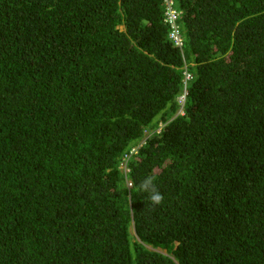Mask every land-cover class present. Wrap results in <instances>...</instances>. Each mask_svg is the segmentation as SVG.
<instances>
[{
  "label": "trees",
  "instance_id": "1",
  "mask_svg": "<svg viewBox=\"0 0 264 264\" xmlns=\"http://www.w3.org/2000/svg\"><path fill=\"white\" fill-rule=\"evenodd\" d=\"M0 264H264V0H0Z\"/></svg>",
  "mask_w": 264,
  "mask_h": 264
},
{
  "label": "clouds",
  "instance_id": "2",
  "mask_svg": "<svg viewBox=\"0 0 264 264\" xmlns=\"http://www.w3.org/2000/svg\"><path fill=\"white\" fill-rule=\"evenodd\" d=\"M169 1H173V0H168ZM168 5H170L168 3ZM171 6V5H170ZM171 7L169 8L168 13V20H169V12H170ZM177 12V18L175 19V25L177 26L178 30H179V37L181 39V44L182 41L184 40V35L182 32V25L180 24V19H181V12ZM170 23V26L172 28V32H171V37L176 41V39L173 37L172 33L174 31V26L173 23H171L170 21H168ZM177 45H181L178 44L176 41ZM185 79H186V73H185ZM184 79V92L183 94H181L178 97V101L180 103L181 106L184 105L187 94H188V80L186 81ZM185 91H187V94L185 95ZM185 95V97H183ZM180 113H183V110L181 108V110L179 111ZM156 174L155 173H149L148 175H146L138 184L135 181H132L130 183H128L127 188L129 190V194L131 195L132 192L135 193H146L147 194V200L150 204V206L155 207L157 205H160L163 203L164 201V195L159 191L157 185H156ZM131 199H130V204H131Z\"/></svg>",
  "mask_w": 264,
  "mask_h": 264
},
{
  "label": "built area",
  "instance_id": "3",
  "mask_svg": "<svg viewBox=\"0 0 264 264\" xmlns=\"http://www.w3.org/2000/svg\"><path fill=\"white\" fill-rule=\"evenodd\" d=\"M168 3L170 5H172L173 4V1H169ZM177 15L178 14H177L176 10L171 7L170 12H169V21L171 23H173V26H174V31H173L172 35L176 39L177 43L178 44H181V39L179 37V30H178L177 26L175 25V19L177 18ZM185 73H186V79L185 80L186 81L187 80H190L191 77H192L191 74L188 73V72H185ZM186 94H187V91H185V95ZM185 95L183 97H185Z\"/></svg>",
  "mask_w": 264,
  "mask_h": 264
}]
</instances>
